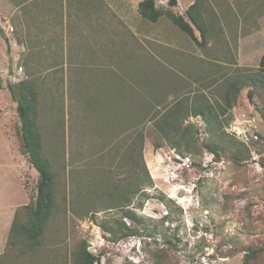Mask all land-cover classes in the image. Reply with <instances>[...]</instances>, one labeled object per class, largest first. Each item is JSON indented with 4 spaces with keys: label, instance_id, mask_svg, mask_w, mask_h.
<instances>
[{
    "label": "rangeland",
    "instance_id": "1",
    "mask_svg": "<svg viewBox=\"0 0 264 264\" xmlns=\"http://www.w3.org/2000/svg\"><path fill=\"white\" fill-rule=\"evenodd\" d=\"M142 1L123 0V40L118 37L114 40L116 46H103L101 58L94 60L99 55L93 48L85 52V57L72 60L74 66H69L67 73L61 67L42 68L43 72L50 71L40 76L43 114L39 121L43 133L52 137L47 148L56 166V206L60 211L47 225L56 243L18 261L63 264L85 241L89 251L102 256L100 264H264V88L254 91L252 101L248 97L251 88H243L236 105L222 119L225 131L250 151L249 160L241 164L231 161L229 153L218 161L206 149L197 156L177 153L171 143L160 139L152 121L135 127L140 118L136 106L135 125L125 120L121 100L123 94L131 95L135 89L131 101L135 98V104L140 103L142 108L151 103L153 112L178 100H188L189 105L210 102L226 108L225 95L239 76L243 80L251 76L264 83L259 68L229 66V51L216 50L217 46H235L234 32L244 26L246 6L230 0L227 10L226 0H178L173 11L188 21V8L198 2L195 12L205 21L207 30L206 42L201 45L166 17L157 23L143 19L139 12ZM156 5L168 8V0H156ZM120 26L118 18V32ZM194 28L201 42V33ZM229 29L232 44L224 34ZM108 32L112 37L114 33ZM3 58L0 74L6 71L0 90V264H16L4 248L6 232L12 214L36 199L39 174L21 152V122L8 87L20 82L22 73L15 59ZM29 75L36 78L34 72ZM76 76L84 82H68ZM105 95L114 100H109L110 108L103 110L102 103L107 105L102 99ZM189 123L199 128V144L207 142L203 120L192 117L186 122ZM140 135L152 182L144 186V193L130 195L132 202L125 209L137 216L133 223L124 217L125 209L111 208L114 206L107 192H96L106 185L108 177L113 179L112 184L120 183L126 188L132 182L133 168L124 170L120 162ZM157 143L164 147L157 148ZM65 197L76 207L88 201L89 213L81 217L66 211ZM91 212L96 213L94 219ZM21 215L22 220L27 219L26 213ZM122 222L139 231L114 241L102 226L117 229ZM252 252L256 256L246 261Z\"/></svg>",
    "mask_w": 264,
    "mask_h": 264
},
{
    "label": "trees",
    "instance_id": "2",
    "mask_svg": "<svg viewBox=\"0 0 264 264\" xmlns=\"http://www.w3.org/2000/svg\"><path fill=\"white\" fill-rule=\"evenodd\" d=\"M178 6V0H168V8L158 7L156 0H143L139 3V12L143 19L157 23L161 18L166 17L169 21L179 28L182 32L188 35L191 39L203 45L207 39V30L205 21L196 14L198 9V2L191 5L186 14L190 21L186 20L184 15L176 14L173 8ZM201 33L202 41L199 42L195 36V28ZM260 73L264 74V56L261 59ZM43 81L40 77L36 78L30 75L27 79L18 83L9 84V90L12 99L17 103V114L21 122V129L19 131V140L21 143V152L27 155L30 164L39 174L37 185L36 199L30 205L23 207L16 212L10 234L7 241L6 253L7 256H12L15 263L25 257L32 256L36 250L42 247L55 244L54 235L52 231L48 230V224L52 220L54 213L60 210L56 203L57 190V176L55 164L50 158L48 151V144L52 141L51 135L44 134L39 119L42 117V102L40 85ZM251 88L248 91V97L252 101L254 98V91L259 87L264 88L263 80L248 76L243 80L240 77L232 82L225 95L226 108L222 105H214L208 102L207 104L198 105L190 104L188 100H178L168 108L159 109L156 112L151 110V103H148L147 108L140 107V103L135 104L131 101L132 94L123 96L124 113L123 117L127 121H132L135 125V106L139 110V120L135 127L139 126L145 121H152L160 139L171 143V149H175L181 155H199L203 153V149L215 155V158L222 160L223 155L229 153V159L236 164H241L250 158V151L246 145L235 139L234 136L229 135L223 126V117L228 113L230 108L236 105L238 95L243 88ZM2 89V80L0 77V90ZM133 93V92H131ZM152 111V112H151ZM261 115L264 113L262 112ZM201 118L205 123L204 132L208 136L207 142L199 144V128L195 124H186L189 118ZM133 125V126H134ZM51 138V140H48ZM51 145V144H50ZM129 151H125L123 159L121 160V168L128 170L133 168L135 178L128 182V187L122 184H112V180L107 178L106 185L97 191L98 194L107 192L109 195L107 199L112 202L114 207L111 208H128L131 204L130 195H138L144 193V186L150 185L152 180L149 171L145 165L143 158L144 138L139 136L138 143L135 142L129 145ZM157 148L164 147V144L157 143ZM115 182V181H114ZM115 185V186H114ZM65 207L69 209L74 215L89 213V202L84 201L85 205L76 207L68 198H64ZM79 204V203H77ZM94 207V206H93ZM24 212H21L22 210ZM21 213H26L27 219L22 220ZM95 212H91V217L95 216ZM124 217L137 222V216L130 210H124ZM52 225V224H51ZM105 232L113 236V240L120 238H127L135 236L138 233L137 228L129 227L125 223H120L117 229H110L107 226H102ZM256 256L252 252L246 256V261ZM102 256L95 255L88 250V245L85 241L77 250H74L70 259H66L63 264H100ZM157 264H160L158 262Z\"/></svg>",
    "mask_w": 264,
    "mask_h": 264
},
{
    "label": "crops",
    "instance_id": "3",
    "mask_svg": "<svg viewBox=\"0 0 264 264\" xmlns=\"http://www.w3.org/2000/svg\"><path fill=\"white\" fill-rule=\"evenodd\" d=\"M234 1L238 6L241 4L243 8L246 6L243 12L244 26L240 28L243 31L239 35L237 33L240 29L237 33L234 32L235 46H217L216 50L220 53L225 49L229 51V55H232L229 66L259 68L264 56V0ZM228 3L230 0L225 1L227 7L225 9L230 10ZM216 9L219 10L221 7ZM216 13L222 19L221 13L218 11ZM118 18L121 22L120 32L117 27ZM122 25H124L123 0H0V52H3L1 57L11 61L15 59L18 72L22 73L20 81L27 79L32 72L37 77L47 75L50 70L43 72L44 67L65 68L64 71L67 73L68 67L74 66L72 60L85 57V52L95 48L99 57L94 60H98L105 50L103 46H116L114 40L118 37L122 41L124 31ZM109 30L116 38L114 34L110 36ZM224 34L232 44L230 29L225 30ZM2 46H5V50ZM27 68H30L28 73ZM3 70L5 75L6 69ZM10 70L9 68L8 71ZM3 74H0V77L3 78ZM77 78L76 76L75 80H67L84 82L82 78L81 80ZM134 91L135 89L132 97H135ZM106 95L102 96V99L107 101L105 106L102 103L103 110L104 107L110 108L109 100H114L111 96L107 98ZM133 101L135 103V98ZM15 214V212L12 214V221L6 232L7 237ZM1 234L3 235L2 232L0 236ZM6 247L7 242L4 248ZM16 264L22 263L18 261Z\"/></svg>",
    "mask_w": 264,
    "mask_h": 264
}]
</instances>
